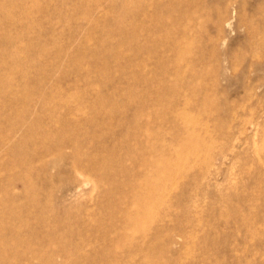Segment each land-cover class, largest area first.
Returning a JSON list of instances; mask_svg holds the SVG:
<instances>
[{"label": "rangeland", "instance_id": "rangeland-1", "mask_svg": "<svg viewBox=\"0 0 264 264\" xmlns=\"http://www.w3.org/2000/svg\"><path fill=\"white\" fill-rule=\"evenodd\" d=\"M114 1L121 3L30 0L29 8L38 11L25 24L33 30L15 44L1 37L17 29L0 20V47L28 49L18 58L27 79L6 74L17 99H0L6 117L0 118V133L30 110L27 122L45 116L39 126L57 139L66 115L74 118L68 135H92L85 153L95 154L100 143L125 157L120 164L110 160L114 180L95 179L72 171L70 148L44 151L29 137L26 158H20L32 170L40 206L50 204L55 215L69 214L83 224L42 227L30 220L20 227L21 218H10L2 205L26 206L31 198L15 177L22 170L11 166L14 158L2 149L0 230L6 234L0 236V264H264V0ZM168 3H179L180 10L163 12ZM138 6L142 22L127 16L118 21L124 9ZM134 27L142 33L133 38L116 32ZM185 31L179 49L163 46L165 37L171 41ZM40 92L72 106L54 108ZM11 111L18 115L9 116ZM132 116L136 130L119 125ZM88 120L102 127L85 126ZM22 136L16 131L14 140ZM128 154L159 164L154 188L145 189L150 172L144 165L134 169ZM126 213L140 217L119 220ZM100 220L106 240L94 227ZM15 230L22 247L10 240ZM50 233L65 240L41 241ZM68 243L74 249L66 258L62 248Z\"/></svg>", "mask_w": 264, "mask_h": 264}, {"label": "bare ground", "instance_id": "bare-ground-1", "mask_svg": "<svg viewBox=\"0 0 264 264\" xmlns=\"http://www.w3.org/2000/svg\"><path fill=\"white\" fill-rule=\"evenodd\" d=\"M29 1L30 0H7V4L4 2L3 5L0 6L1 23L3 21L6 25H8L7 27H10V28L14 27L17 29L16 31L13 30L14 31L13 33L10 32L8 29L9 32L6 31L7 33L6 34L4 33L3 37H1V38L3 40H5L6 43H10V42H12L14 44L18 43L20 40L23 39L24 36H26L30 31L33 30L32 24L31 23L25 24L26 23L25 21H28L31 13L34 11H38V8L36 6L35 7L32 6L31 8H29V6L27 5V2H29ZM135 1L138 2L139 4H142V2L139 0H135ZM109 3L110 4L113 3V5H111V6H114V4L117 2H115L114 0H112V1L110 0ZM120 3L121 2H118L117 4L120 5ZM178 4L179 3H177V4L176 3L175 4H169V3L164 4L163 5V12L170 14V13L176 11ZM95 6H98V4H96ZM141 8H142V6L141 7L138 6V8H135V9H129V8L124 9L122 11L123 13L120 16H118V21L124 22L125 19H127V18H125L127 16L131 22H134L138 19L140 20V22H142L141 20H143V19L139 15ZM179 10H180V8L178 6V11ZM180 16H182L183 19H185L186 21H189V22L192 21V19L189 18V17H191L189 14H184V15L180 14ZM177 25H179V24H177ZM18 27H19V29H18ZM186 27L187 26L184 27V30L186 29ZM116 32L122 36H127L128 38L129 37L133 38L136 35L142 33V30H140L136 27H134L130 30H121V29L117 28ZM188 34H189V32L185 31L183 34V37H176L174 40H171V41L166 40V37H165V39L162 40L163 46L168 47V45H171L172 47H175L176 49L178 47L180 48L184 38H187L186 35H188ZM42 39H44V37H42ZM10 47H11V45H10ZM10 47H4V46L0 47V56H2V57L5 56L3 58V60L0 61V99H5L8 101H11V100L15 101L17 99L14 95L15 86L11 83L10 79L6 78V74H12L13 75V74L18 73V74L22 75L21 79L24 80L26 78V76H25L26 71L24 70L25 68H22L23 64H21V60L18 58L20 57V54L28 51V49L26 47L23 48L21 46V49H23L24 51L21 50L19 47H16L14 50H9ZM160 47H161V45H160ZM155 49H157V48H155ZM136 52H139V50H137ZM118 56L119 55L117 53V55L115 57L118 58ZM176 61H180L179 58ZM145 83H146V85H148L150 82H145ZM5 88H8V89H5ZM39 95H40V98H42L43 100H44V98L49 100L50 104L54 108H60V109L65 110V108H69L72 106L71 101H69L65 98H62L60 96L55 97V96H52L50 94H45L43 92H40ZM152 102H153L152 100H149V103H152ZM45 110H46V108L43 107V105H42L41 106V113L44 114V112H46ZM30 113H31L30 110L23 111V114L29 115ZM133 113H135L134 115H136L138 113V111L135 109ZM12 114L18 115V113L11 111L9 116H11ZM28 115H27V118L20 121L19 124L11 127L10 131L0 133V151L2 149L8 151V154L14 158L12 161H10L12 163L11 166L13 168L18 167L22 170L19 172V175H15V177L18 178L19 181L21 180L23 182L24 188L26 191V196H29L27 198H31V199H30V202L26 204V206L23 205L21 207H18L16 205L6 206L3 203L2 207L4 206V210H2V211L3 212L5 211V214L8 215L10 218L11 217L17 218L18 221L21 218V220L19 221L20 227H26L30 220H33L35 225H37V226L40 225L42 227L45 226L44 224H48V223H53L54 225H59L60 223H62V225H66V224H70V222L71 223L77 222V223L83 224V222L81 220H79L77 217H75L73 219V216H71V218H70L69 214L66 215L65 213H63L64 216L63 215L62 216L55 215L54 214L55 208L50 204H45V205L40 206V203L37 200L38 198L36 199V188L33 186V182L31 180V174H32L31 171L32 170H31L29 164L26 162V160H27V159H25L26 156H23V154H26V152H24V148H26L25 146L27 144L26 142L29 140L28 138L29 137L32 138L33 141L35 142V144H39V146H41V148L43 147L44 151L45 150L47 151L48 149H52V150L58 152V151H62L64 148H70L72 150V154L69 156V158L72 160L71 161L72 171L78 172L81 175L88 173L90 176L94 177L95 179H106L108 181L114 180V178L116 177V172L111 171L112 162H113V164H117V163L120 164L121 161L124 160L125 157H122V156L117 157L116 153L113 152V150H111V149L106 150V148L103 145H101L100 143H97L95 150L92 151V153L95 152V154L85 153L83 151V148H85L84 145H85V143H87L88 139H92V135H89L87 132L83 133L82 131L79 133L78 131H75V130L73 132H70V134L68 135L67 134L68 130L71 129V131H72L73 126H74V122H73L74 118H72V117L69 119L65 115V117L61 121L63 126L65 127V130L62 132L60 137L58 136L57 139H52V138H50V135H48L46 133L47 131H42L41 127L39 126V124L42 123V120L46 117L41 115L42 116L41 119L38 117L37 119H34V121H32V122H27ZM24 117H25V115L22 117H19V118H24ZM0 118H6L4 116V114L1 112V110H0ZM7 119H9V117ZM50 119H52V118H50ZM75 120L78 122V119H75ZM84 124H85V126L94 127V128H96L97 126L102 127L101 126L102 124L97 123V122H93L91 120L85 121ZM119 125H121V127H125L127 125L129 127V129H134V130H136L135 128H137V123L135 122V119L133 116L129 117V118H125L124 120H121ZM138 129H140L139 126H138ZM16 131L17 132L23 131V136L20 137V139H18L17 141L14 140V135H15ZM37 134H39L38 135L39 137L36 136ZM16 136H17V134H16ZM16 136H15V138H16ZM12 139H13V141H12ZM9 141L12 142V144L8 145V147H7L6 145ZM29 141L31 142L32 140H29ZM94 143H96V142H94ZM8 144H10V143H8ZM97 151H99V153L107 152L108 157L103 158V160L102 159L100 160L99 156L97 155V154H99V153H97ZM27 154H28V152H27ZM63 155H61V158L64 157ZM130 155L131 154H128L126 156L130 158ZM20 156L25 157L24 158L25 162L22 161L23 157L20 158ZM132 156H133V158H130V159L133 161V168L134 169H135V167L139 168V166L144 165L147 167L148 172H150V174H147L149 178L147 179L145 189L146 188H154L153 187V181L156 177H159L157 175V174H159L157 171H160L158 168H161V167H158L159 164L157 162H155L152 158L146 159V158H143L141 156H134V155H132ZM65 157L67 158L66 155H65ZM29 158H31V157H29ZM110 160L112 162H110ZM1 165H2V163H0V166ZM12 167H11V169H12ZM134 169L131 171L133 172ZM12 179H13V177H12ZM81 183L82 182H79L78 186H80ZM5 188H3V193H6V191L4 192ZM132 190L136 191V188L133 187ZM22 210L25 213L26 212L30 213L31 217L29 216L30 218L28 220L23 218L24 212H22ZM135 211L139 212L138 209H136ZM35 212H36V214H35ZM28 213H26V214H28ZM34 215H36V216H34ZM139 217L140 216L138 213H133V214L132 213L131 214L126 213V214H121L119 220L128 222L131 220H137V219H139ZM111 218L114 219V215H110V219ZM102 223H103L102 220H100L97 222V225L94 227L96 228V233L98 234V236H100V238H102L103 240H106V235H102L103 233L99 231ZM59 226H61V225H59ZM113 227H114V224L112 223L109 228H113ZM3 229L4 228H2L0 230V236H2V235L4 236V234H6V231H4ZM18 232L19 231H17V230H15V233L11 232L13 234H12V237L10 236V240L12 243L19 244V247H22V245L24 244V242L22 244L23 236L20 235ZM122 235L124 236V234H122ZM43 236H44L43 237L44 239L41 241L49 242V243H57V242L59 243V242L63 241V239H64V238L60 239V237L54 236V235H52V233L44 234ZM121 237L122 236H120V238ZM6 238H7V236H6ZM120 238H118L116 240V242H118L120 240ZM112 241H114V240H112ZM67 245H68V247L62 248L63 255L66 258H68L72 253L71 250H70L71 253L69 252V249L71 248L69 243ZM71 249H74V248H71ZM80 256H82V254H80ZM1 262H4V263L9 262V259L8 260H2ZM71 263L76 264V262H73V261L70 262V264Z\"/></svg>", "mask_w": 264, "mask_h": 264}]
</instances>
